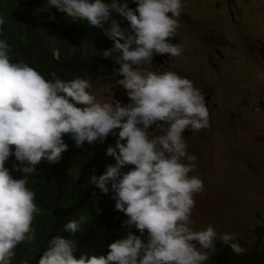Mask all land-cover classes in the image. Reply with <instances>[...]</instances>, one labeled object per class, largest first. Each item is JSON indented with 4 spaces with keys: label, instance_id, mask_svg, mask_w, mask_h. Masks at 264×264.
Returning <instances> with one entry per match:
<instances>
[{
    "label": "clouds",
    "instance_id": "1",
    "mask_svg": "<svg viewBox=\"0 0 264 264\" xmlns=\"http://www.w3.org/2000/svg\"><path fill=\"white\" fill-rule=\"evenodd\" d=\"M184 3L46 0L48 8L54 6L70 21L86 20L113 41L102 52L94 46L90 51L119 65L109 77H123L117 83L127 92L126 104L114 97L98 100L91 91L96 79L47 74V58L42 63L34 55L17 54L0 38V264H12L17 245L35 234L33 222L41 209L28 180L42 161L61 160L69 147L65 134L77 148L117 136L106 148L115 163L88 181L104 194L112 192L114 209L127 216L117 219V232L122 223L139 232L111 239L104 254L80 252L77 257L75 237L84 218L68 220L63 225L68 237L49 239L37 264H207L217 241L238 255L246 251L233 233H218L211 224L194 227L195 196L205 186L199 176L190 175L197 158L188 152L184 133L207 128L215 109L192 80L159 71L168 54L180 57L184 51L175 36ZM5 23L0 15V34ZM157 54L162 57L152 62ZM128 165L134 167L124 171ZM19 171L22 178H14Z\"/></svg>",
    "mask_w": 264,
    "mask_h": 264
},
{
    "label": "rangeland",
    "instance_id": "2",
    "mask_svg": "<svg viewBox=\"0 0 264 264\" xmlns=\"http://www.w3.org/2000/svg\"><path fill=\"white\" fill-rule=\"evenodd\" d=\"M178 20L184 51L168 54L159 71L192 80L215 109L207 128L184 133L197 158L190 175L205 186L194 227L233 233L248 250L264 229V0H185ZM122 78L96 79L91 91L101 102L129 103Z\"/></svg>",
    "mask_w": 264,
    "mask_h": 264
},
{
    "label": "trees",
    "instance_id": "3",
    "mask_svg": "<svg viewBox=\"0 0 264 264\" xmlns=\"http://www.w3.org/2000/svg\"><path fill=\"white\" fill-rule=\"evenodd\" d=\"M0 15L6 20L0 38L6 39L17 54L34 55L42 63L47 58L45 70L49 75L54 72L64 80L80 76L94 81L109 77L119 66L114 60L105 62L102 55H93L90 51L93 46L101 52L112 46V40L103 38L102 29L88 25L86 20L70 21L71 18H66L54 6L48 8L46 0H0ZM120 24L128 28L126 22ZM158 57L162 55H154L152 62ZM116 139V135H109L103 143L85 142L77 148L71 135L65 134L69 147L61 160L51 164L42 161L37 165V172L29 177L27 186L35 191L41 212L33 222L35 234L17 245L12 264H21L25 259L37 264L49 239L56 235L68 237L63 230L68 220L84 218L75 237L77 257L80 252L104 254L111 239H120L129 230L139 232L123 223L117 232V219H127V216L114 209L112 192L104 194L88 181L90 175L102 174L106 165L115 163L113 157L106 156V148ZM132 167L128 165L124 171ZM19 172L18 177H13L22 178L24 173ZM260 231L255 245L239 255L217 241V251L207 264H264V229Z\"/></svg>",
    "mask_w": 264,
    "mask_h": 264
}]
</instances>
